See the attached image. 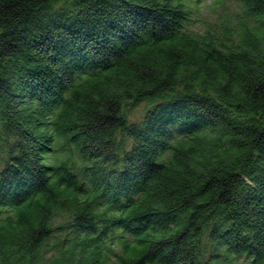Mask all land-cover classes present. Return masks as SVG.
I'll list each match as a JSON object with an SVG mask.
<instances>
[{
	"label": "trees",
	"instance_id": "obj_1",
	"mask_svg": "<svg viewBox=\"0 0 264 264\" xmlns=\"http://www.w3.org/2000/svg\"><path fill=\"white\" fill-rule=\"evenodd\" d=\"M201 3L0 0V264H264V0Z\"/></svg>",
	"mask_w": 264,
	"mask_h": 264
},
{
	"label": "rangeland",
	"instance_id": "obj_2",
	"mask_svg": "<svg viewBox=\"0 0 264 264\" xmlns=\"http://www.w3.org/2000/svg\"><path fill=\"white\" fill-rule=\"evenodd\" d=\"M213 3V0H202V3L200 4L199 8H201V11H196V7L193 5L192 9L194 12L193 19L195 20V31H201L204 27V24L210 25L214 23L215 19L222 15L223 13H228L227 11L223 12L224 8L221 9L219 8L216 11H211L210 7ZM235 7V6H231ZM229 5L226 6L225 9H229L228 11L233 12L232 15L234 14V10H231ZM228 13V14H230ZM198 21V22H197ZM142 105L131 108L130 113H129V119L132 121H137L140 119L141 113H142Z\"/></svg>",
	"mask_w": 264,
	"mask_h": 264
}]
</instances>
